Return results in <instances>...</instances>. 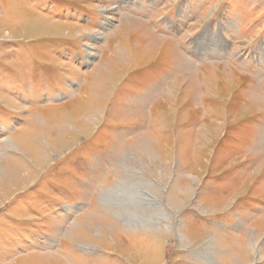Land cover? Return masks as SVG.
Listing matches in <instances>:
<instances>
[{"label": "rangeland", "instance_id": "obj_1", "mask_svg": "<svg viewBox=\"0 0 264 264\" xmlns=\"http://www.w3.org/2000/svg\"><path fill=\"white\" fill-rule=\"evenodd\" d=\"M0 264H264V0H0Z\"/></svg>", "mask_w": 264, "mask_h": 264}]
</instances>
